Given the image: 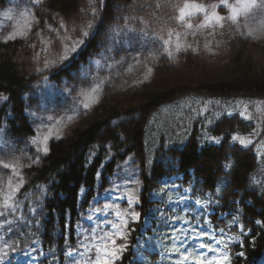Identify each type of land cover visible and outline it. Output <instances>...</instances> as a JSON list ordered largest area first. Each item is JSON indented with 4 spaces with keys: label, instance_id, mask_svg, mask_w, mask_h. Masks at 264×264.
Returning a JSON list of instances; mask_svg holds the SVG:
<instances>
[{
    "label": "trees",
    "instance_id": "trees-1",
    "mask_svg": "<svg viewBox=\"0 0 264 264\" xmlns=\"http://www.w3.org/2000/svg\"><path fill=\"white\" fill-rule=\"evenodd\" d=\"M13 1L0 0V10ZM187 2L38 0L40 26L26 38L0 42V153L31 155L37 135L31 114L44 98L76 103L91 77L161 41V29L175 28ZM46 19L63 25L68 54L39 71L36 60L48 56V35L40 34ZM115 80L88 124L69 126L38 164L20 170L24 183L4 212L5 233L20 247L42 240L66 264V249L78 243L75 225L109 177L128 164L140 171L145 211L149 195L177 178L193 203L173 212L235 238L225 245L229 264H254L264 255V44L224 26L211 45L161 56L149 82L115 93ZM197 201L207 202V211L198 210ZM139 234L121 264H146L134 252ZM204 245L219 250L209 240ZM149 256L157 264L159 253Z\"/></svg>",
    "mask_w": 264,
    "mask_h": 264
},
{
    "label": "rangeland",
    "instance_id": "rangeland-1",
    "mask_svg": "<svg viewBox=\"0 0 264 264\" xmlns=\"http://www.w3.org/2000/svg\"><path fill=\"white\" fill-rule=\"evenodd\" d=\"M236 2L237 0H230L231 4ZM256 2V7L247 10L241 5L236 21L230 19L232 15L230 8L220 5L219 1L215 2L217 14L224 18L220 23L215 20L208 23L203 13L190 10L191 14L186 16L184 21L179 16L180 22L174 23L175 28L170 32L166 33L161 29V41L150 42L132 56L123 58L125 61L120 64L121 66L114 67L111 73L91 77L82 86L83 92L76 103L66 107L63 101L56 102L55 99L44 98L43 107L40 110H33L31 114L37 132L33 153L28 156H4L0 153V211L3 212V216H0V264H44L54 259L53 254L44 248L43 241H29L20 247L14 241L12 233L10 235L5 233L4 212L9 208L5 205L6 203L12 205L17 191L24 183L20 170L38 164L48 154L50 142L61 139L69 126L78 122L88 124L93 118V115H90L92 108L106 97V88L112 78L116 79L113 88L115 93L149 82L157 60L161 56H166L169 50L173 54L178 52L177 44L180 45V50L183 46L189 45L193 49L199 45H211L214 41V32L224 26L234 29L254 42L264 44V35H261L264 31V0ZM37 3L38 0H16L0 10V42L26 38L30 36L33 28L40 26L41 22L36 15ZM201 5L208 8L211 15L212 9L209 6L213 4ZM43 13L48 14L46 10ZM57 23L62 22L58 19ZM188 24H191L192 28H189ZM62 28H64L62 24L56 28L52 27L48 19L40 28L41 35H48L46 42L48 56L36 60L39 71L51 67L58 57L68 54L67 45L62 42L65 40ZM249 32L253 35L249 36ZM57 44L60 45L55 48ZM45 147L47 152L44 151ZM4 164H9L10 167L4 168ZM176 181L172 179L152 192L147 200L155 205L144 213L139 170L135 166L120 168L109 178L108 187L97 194L77 223L78 244L67 249L68 264H97V260L104 258V245L107 244L108 249L113 247L105 237L121 231L128 232L126 240H120L119 235L115 236V239L117 245L125 243L130 247L139 228L150 231L145 237L138 239L144 251L157 250L160 245L165 248L160 264H200L188 260L184 255L189 247L192 248V252L202 255L203 264H209L212 258H215L212 264H220L219 257L228 254L225 244L231 243L233 239L226 235H218L210 227L186 223L171 213L173 209L188 207L192 203L190 193L181 191ZM129 199L133 203L130 204ZM197 206L204 210L207 209L208 203H198ZM131 211L139 212V218L135 221L128 219V227L121 228L125 216H118L117 213L127 214ZM206 239L215 242L219 251L201 247ZM177 244L182 245L180 251L173 248ZM129 247L114 257L112 264H119ZM52 264L60 263L54 261ZM254 264H264V256Z\"/></svg>",
    "mask_w": 264,
    "mask_h": 264
},
{
    "label": "snow or ice",
    "instance_id": "snow-or-ice-1",
    "mask_svg": "<svg viewBox=\"0 0 264 264\" xmlns=\"http://www.w3.org/2000/svg\"><path fill=\"white\" fill-rule=\"evenodd\" d=\"M219 2H220V5L224 6L225 8H230L231 9L232 15H231L230 19L232 21H236L238 15H239V11H240L241 5H243V8L245 10H247V9H249L251 7H256L257 6L256 0H237L236 4H231L230 0H219ZM209 7L212 9L211 15H209V9L208 8L204 7L201 4L194 3V2H192V0H189V2L185 3L184 6L180 8V19L182 21H184L185 17L191 14L190 10H195L198 13H203L204 16H205V19H206V21L208 23H211L213 20H215L217 23H220L224 18L220 17L217 14V12H216L217 5L213 4V5H210ZM88 27H91V25H88ZM188 27L192 28V25L188 24ZM83 35L85 37H87L89 34H88L87 31H85L83 33ZM248 35L252 36L253 33L249 32ZM261 35H264V31L261 32ZM11 38L12 37H9V39H11ZM77 43L82 44L83 41H77ZM189 47H191V46L189 45ZM176 49H177V51L180 50V45L179 44L176 45ZM72 50L75 51V48L73 47ZM167 55L169 57H172L173 56L172 51L169 50ZM65 58H67V57H65ZM93 91H96V89H93ZM85 107H87V105H85ZM233 139L239 140V137H233ZM217 142H219V141H217ZM239 142L241 144H245V141H243V140H240ZM44 151L47 152V148L46 147H45ZM3 167L4 168H9L10 165L9 164H4ZM225 167L226 168H230L231 165L227 164V165H225ZM9 199H11V197H9ZM128 202L130 204L133 203V201L131 199H129ZM197 203H199V201H197ZM5 206L9 207V209L11 208V205H8L7 203H6ZM117 215L118 216H121V215L125 216V221L121 225V228H127L128 227L127 220L128 219H131L133 221L137 220L139 218V216H140V213L136 212V211H131V212L127 213V214L117 213ZM0 216H3V212L2 211H0ZM257 223H261V222L257 221ZM241 230L243 231V229H241ZM117 235H119L120 240L123 241V240L127 239L128 232L121 231L119 233H113L111 236L105 237V239L108 240L113 247L111 249H108V245L107 244L104 245V258L97 260V264H112V259L114 257L118 256L121 252H124V251L127 250L129 245H127L125 243H121V244L117 245V241L115 239V236H117ZM201 247H204V245H201ZM238 255L240 257H243L244 253L240 252ZM230 259H231V257L228 254H224L223 256L219 257L220 264H229Z\"/></svg>",
    "mask_w": 264,
    "mask_h": 264
}]
</instances>
